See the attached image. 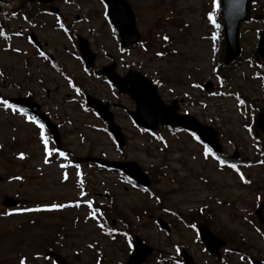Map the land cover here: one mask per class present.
Here are the masks:
<instances>
[{
    "label": "rangeland",
    "instance_id": "obj_1",
    "mask_svg": "<svg viewBox=\"0 0 264 264\" xmlns=\"http://www.w3.org/2000/svg\"><path fill=\"white\" fill-rule=\"evenodd\" d=\"M2 1L0 101L31 97L58 126L62 146L56 152L48 143L45 163L37 124L0 103V264H20L24 257L25 264H53L45 257L50 247L68 264H126L132 235L152 248L144 264H181L182 250L195 264H219L199 242L189 223L191 212H196L195 222L205 220L212 232L228 239L222 264H249L237 250L242 239L248 255L264 260V227L253 215L264 203V156L257 160L251 139L254 120L264 108V72L247 60L256 54L262 20L241 26L242 56L225 66L221 25L207 20L218 13L213 0H126L141 42L125 51L119 49L99 0H55V16H31L37 8L25 0ZM255 10L264 13V0H257ZM29 33L43 45L41 51L30 43ZM77 36L87 39L96 53L95 69L116 62L120 75L140 72L166 104L180 100V114L215 129L227 157L236 153V160L245 163L221 166L186 133L163 130L151 136L122 110L112 109L126 139L118 149L105 125L86 108L82 93L129 110L133 103L84 69ZM204 83L212 84L211 94L203 91ZM85 156L134 162L150 174L152 185L143 191L119 173L71 165ZM4 197L16 199L21 208L3 209ZM88 200L107 207L108 218L92 217L82 202ZM65 203L66 208L50 213L19 211ZM156 219L168 225V232L159 229Z\"/></svg>",
    "mask_w": 264,
    "mask_h": 264
},
{
    "label": "water",
    "instance_id": "obj_2",
    "mask_svg": "<svg viewBox=\"0 0 264 264\" xmlns=\"http://www.w3.org/2000/svg\"><path fill=\"white\" fill-rule=\"evenodd\" d=\"M109 12L110 20L115 27L120 45L125 48L133 43H136L140 39V35L137 32L134 24V15L126 3L125 0H103ZM252 0H221L220 1V12L224 24V35L226 40V54L225 63H229L234 60L240 54L238 46V28L241 22L249 19V5ZM79 49L82 57L85 59L89 66H92L94 56L90 53L87 44L84 40H79ZM258 52L264 59V32L261 34L260 42L258 45ZM99 74L106 76L112 83H114L120 92L129 93L131 98L136 102V112L131 113V116L135 122L139 125L148 129L150 132L158 131L160 126L179 127L194 131L198 136L210 144L214 149L220 150L217 141V134L212 129L207 128L198 124L195 120L190 117H180L176 115V106H164L159 98L156 96L155 88L151 84L142 78L139 74L131 75L128 74L124 78H118L113 70V66L105 68L99 72ZM129 78H133L130 81ZM129 83L130 88L126 89L125 84ZM209 87V86H208ZM210 91V88L207 89ZM88 104L92 108L98 110L102 119L109 123V129L114 135L116 141L120 146L124 144V140L120 134L119 129L114 125L112 115L107 112V107L102 106L98 101L88 98ZM11 102L19 104L29 113H34L46 123L48 128L55 136L56 143L58 145V136L56 128L42 116V112L36 106L30 98L26 99H13ZM262 116L260 117V120ZM59 146V145H58ZM86 161H93L102 165L119 168L126 174L131 176L136 182L143 186H148L149 181L146 176L140 172L138 167L134 164H119V163H107L101 160L87 159ZM14 203L5 200V206H11ZM256 215L260 218L261 208L256 211ZM264 223L262 220H260ZM200 238L205 244L208 252L219 257L217 250L223 246V242L215 238L207 229L206 226L199 227ZM134 256H137L140 252L144 253L143 258L150 252L148 248H145L141 243L135 241ZM57 264H65V262L56 254H48ZM186 264H193L190 257L184 255ZM143 258L140 260L142 261Z\"/></svg>",
    "mask_w": 264,
    "mask_h": 264
},
{
    "label": "snow or ice",
    "instance_id": "obj_3",
    "mask_svg": "<svg viewBox=\"0 0 264 264\" xmlns=\"http://www.w3.org/2000/svg\"><path fill=\"white\" fill-rule=\"evenodd\" d=\"M216 6V0H213V8H215ZM209 21H212L213 20V17L211 15H209L208 17ZM4 33L3 31H0V36H3ZM215 38V37H213ZM163 39L167 40V37H164ZM15 51H18V49H16ZM0 103H3L4 107L6 108H11L12 105L8 104L6 101H0ZM17 111H19L17 109ZM32 123H36L35 121H32ZM37 127L40 129V140L41 142L44 144V156H45V163H48V157H49V146H48V142H47V138H46V135L44 133V126L42 124H37ZM59 155L61 157L64 156V153L63 152H60ZM19 159L23 160L24 159V156L23 154H20ZM61 168L64 167L63 164L60 165ZM67 177H65L66 179ZM15 179L19 180L21 179V177H15ZM243 176H241V180H243ZM57 206L56 205H53V208H56ZM58 207H65V205H59ZM24 211H33V209H25ZM4 215H11V213H4ZM20 264H24V261L21 260Z\"/></svg>",
    "mask_w": 264,
    "mask_h": 264
}]
</instances>
